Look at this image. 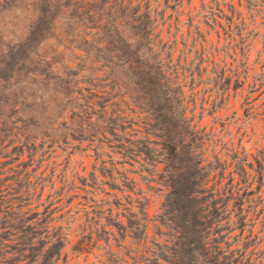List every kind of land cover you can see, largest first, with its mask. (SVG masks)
I'll use <instances>...</instances> for the list:
<instances>
[{"label": "rangeland", "instance_id": "374dc122", "mask_svg": "<svg viewBox=\"0 0 264 264\" xmlns=\"http://www.w3.org/2000/svg\"><path fill=\"white\" fill-rule=\"evenodd\" d=\"M173 3L159 0V9L177 34L178 51L173 58L185 50L192 68L200 67L203 74L196 80H201L196 114L204 103L201 125L206 132L213 127L205 156L213 161L215 147L214 152L228 164L225 175L235 170L238 197L246 198L248 218L255 221L253 232L261 238L255 256L264 260V0H183L177 8ZM21 4L0 11V67L6 62L12 66L8 74L0 75V180L11 178L6 181L11 183L8 193L16 201L13 217L20 222L19 229L9 233L27 230L39 237L32 243L40 248L41 242L48 241L43 219H50V224L63 228L67 239L56 264H108V236L95 227L89 236L86 219L95 215L87 216L82 208L90 206L88 211L101 213L111 204L112 221L117 220L115 214L123 212L114 204L125 202L116 189L123 188L121 176L147 192L149 217L164 199L156 182L149 181L154 168L141 167L135 160L124 164V158L112 152L114 143L101 141L105 125L96 121L100 109L106 108L110 83L122 84L128 92L131 86L118 68L111 71L104 60L95 61L93 52L88 55L91 46L80 43L84 30L77 23L56 19L51 37L39 44L26 41L32 13L25 2ZM121 30L126 37L131 35L126 26ZM221 70L232 77L224 97L225 83L217 85L219 90L213 83ZM92 123L101 127L94 130ZM235 164L242 165L244 172L237 171ZM17 173L22 174L20 179L27 174L37 188L33 195H25L23 182L14 183ZM110 173L116 179L108 178ZM2 194L6 195L4 186ZM104 216L107 213L101 214L102 225L112 224ZM2 226L0 234L8 237ZM105 229L110 230V225ZM112 230L119 238L116 227ZM109 242L114 252L125 254V249L117 247L122 241L110 235Z\"/></svg>", "mask_w": 264, "mask_h": 264}, {"label": "trees", "instance_id": "16d2710c", "mask_svg": "<svg viewBox=\"0 0 264 264\" xmlns=\"http://www.w3.org/2000/svg\"><path fill=\"white\" fill-rule=\"evenodd\" d=\"M171 1L175 2L174 8L183 3V0ZM24 2L32 13L26 41L39 44L51 37L56 19L77 23L84 30L80 43L91 46L86 51L88 55L93 52L95 61L104 60L107 63L104 66L111 71L118 68L131 86L128 92L124 85L110 83L106 108L100 109L96 121L105 125L101 141L113 142L112 152L119 153L124 164L135 160L141 167L154 168L149 181L156 182L164 199L157 213L149 217L147 192L127 176H121L123 188L116 189L123 193L120 197L125 202L114 204L115 209L120 208L123 212L115 214L117 220L112 221L114 208L111 204L101 213L88 211L90 206L82 208L87 216L90 212L95 215L86 219L85 229L89 236H93L94 227L108 236L105 242L111 258H107V263L264 264L262 256H255V247L261 238L253 232L255 221L248 218L244 206L246 198L238 197L239 189L233 176L235 170L225 175L228 164L214 152L215 147L213 161H208L205 156V143L213 136V127L206 132V126L201 125L204 103L201 112L196 114L201 83L196 80L203 74L200 67L192 68L185 50H179L177 59L173 58L178 51L177 34L172 31L170 19L167 20L164 11L159 9V0L155 3L151 0H0V11L21 6ZM189 12L191 14V10ZM122 26L129 28L131 35L126 37ZM11 68L10 62H6L0 67V75L8 74ZM207 78L212 82L210 76ZM231 78L225 76L223 70L215 75L216 90H219L217 85L224 87L220 82L225 83L221 97L229 91ZM96 123L90 125L94 130L101 127ZM159 164L163 167L158 168ZM236 167V170L240 169L237 171L244 172L242 165ZM21 175L14 176V183L23 182L25 195H33L37 188L31 185L27 174L20 179ZM107 177L116 179L112 173ZM9 179L0 180V188L4 186L6 191V195L0 196V224L4 225L1 228L7 229L8 236L0 234V264H21L24 260H27L25 264L35 261L56 264L67 243L61 226L43 219L48 241L41 242L40 248H35L32 243L39 237L27 230L9 233L19 229L16 225L20 223L13 217L16 201L8 193L11 183L6 181ZM128 182H133V186L126 185ZM133 195L139 196L134 198ZM231 201L234 202L230 205ZM104 212L107 213L105 219H111L112 224L102 225L101 214ZM262 222L264 227V219ZM105 225H110V230H106ZM110 235L119 243L122 241L117 247L126 250L123 256L119 251H113ZM128 237L129 243L125 245Z\"/></svg>", "mask_w": 264, "mask_h": 264}]
</instances>
